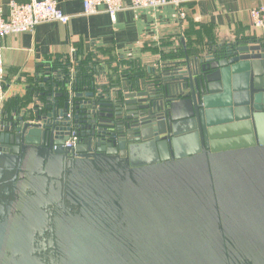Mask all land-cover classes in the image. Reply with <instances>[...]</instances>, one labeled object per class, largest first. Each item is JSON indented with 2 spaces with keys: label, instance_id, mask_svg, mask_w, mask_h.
I'll return each mask as SVG.
<instances>
[{
  "label": "water",
  "instance_id": "95a60500",
  "mask_svg": "<svg viewBox=\"0 0 264 264\" xmlns=\"http://www.w3.org/2000/svg\"><path fill=\"white\" fill-rule=\"evenodd\" d=\"M187 57L0 132V264H264V42Z\"/></svg>",
  "mask_w": 264,
  "mask_h": 264
},
{
  "label": "crops",
  "instance_id": "0c3cea01",
  "mask_svg": "<svg viewBox=\"0 0 264 264\" xmlns=\"http://www.w3.org/2000/svg\"><path fill=\"white\" fill-rule=\"evenodd\" d=\"M10 1L0 0L3 13ZM55 1L57 8L69 16L67 25L41 24L31 33L11 35L2 42L5 90L12 97L6 112L11 118L21 116L31 104L19 107L18 113L12 108L14 99L26 95L29 84L46 75L39 68L69 58L72 50L74 60L77 51L97 54L93 56L97 62L94 77L98 76L99 82H137L159 76L162 65L183 66L186 53L192 60L211 45L255 44L264 39V32L252 28L248 16V11L263 5L264 0H194L183 7V21L177 18L173 6L124 10L111 19L105 13L85 16L80 0ZM150 67L155 68V74H148ZM112 69H116L117 79L109 78L114 74L110 73Z\"/></svg>",
  "mask_w": 264,
  "mask_h": 264
},
{
  "label": "built area",
  "instance_id": "2783aa9c",
  "mask_svg": "<svg viewBox=\"0 0 264 264\" xmlns=\"http://www.w3.org/2000/svg\"><path fill=\"white\" fill-rule=\"evenodd\" d=\"M80 0L83 8V14L85 16H93L100 13L107 14L111 19H114L118 12L124 10H153L162 8L165 6H173L176 9V16L180 21L185 20L186 13L183 8L186 4L193 2L194 0ZM251 27L254 29L262 30L264 32V4L248 11ZM58 23L61 25H67L69 22V16L64 15L58 8L55 0H28L25 3H19L15 0H11L7 6L6 13L0 9V132L8 130L13 124L15 119L11 118L8 111L7 104L12 98L5 90L6 80L3 68L2 59V42L11 35L31 33L34 29L45 23ZM264 42V39H263ZM74 50L71 51L69 57L70 71L67 77L63 76L58 78L55 86L46 92H42L41 96L34 97L31 104L27 107V110L37 111L44 107L47 101L51 104L55 102L62 103V100H58L56 97L59 94L67 95L68 100L71 101L75 95V73H74ZM151 68V67H150ZM165 68V67H164ZM155 69V68H152ZM49 80H52L51 75H47ZM118 77V76H117ZM116 76L114 77L117 78ZM94 88L102 87L108 91L113 88H109L110 84L117 81L99 82L98 76L94 77ZM120 82V81H118ZM83 92V93H87ZM43 98V99H42ZM9 112V111H8ZM22 113V114H23ZM78 136L75 131H70L68 141L65 143V147L72 148L76 145Z\"/></svg>",
  "mask_w": 264,
  "mask_h": 264
},
{
  "label": "trees",
  "instance_id": "16d2710c",
  "mask_svg": "<svg viewBox=\"0 0 264 264\" xmlns=\"http://www.w3.org/2000/svg\"><path fill=\"white\" fill-rule=\"evenodd\" d=\"M186 18V17H185ZM77 53V58L74 60V73H75V86L74 89L76 92H86L91 90L94 87V75L97 72L96 63L93 61V56L96 57L94 54H85L81 53L79 51ZM176 54V53H175ZM176 56V55H175ZM86 57V58H84ZM172 59H175V57H170ZM164 59V58H163ZM166 60V59H165ZM108 61V59H107ZM108 64H111L110 62ZM120 65H118L119 67ZM132 66V64H131ZM173 68V65H171ZM164 70L169 69V65H163ZM70 69V62L68 56L63 58L61 61H54L50 66L47 68H39L40 71H43L44 73H47L51 75L52 80L50 81L51 84L47 83L44 84L42 88H40L41 81L39 79L34 80L33 84H29L26 88V95L22 97L21 99H14V106L12 107L16 113L19 111V107H24L28 103L32 102L34 97L38 96L40 97L42 92L45 90L51 89L52 86L55 85V83L58 81V78H61L63 76L67 77L69 75ZM42 72V73H43ZM128 72V71H126ZM124 72V73H126ZM110 73L109 78L112 79L113 77H117L116 69H112ZM117 79V78H116ZM112 83V80H110ZM32 99V100H31ZM43 99V98H42ZM23 115V114H21ZM27 116V115H26Z\"/></svg>",
  "mask_w": 264,
  "mask_h": 264
},
{
  "label": "rangeland",
  "instance_id": "374dc122",
  "mask_svg": "<svg viewBox=\"0 0 264 264\" xmlns=\"http://www.w3.org/2000/svg\"><path fill=\"white\" fill-rule=\"evenodd\" d=\"M212 46V47H211ZM210 47H208L207 48V50H209L210 48H218L219 46H223V45H211ZM206 50V51H207ZM205 53V51L202 53V54H204ZM202 54H199V56H198V58L202 55ZM172 61V60H171ZM182 67L180 64H173V67ZM159 70H160V74H161V72L162 71H164V67H163V65L161 66V67H159ZM122 73H124V71L122 72ZM121 73V74H122ZM113 79H114V77H113ZM31 154H32V156H34V157H40V156H47L48 155V152L46 151V150H32L31 151ZM71 199L73 200V201H75V202H80V201H82L81 200V198H80V196H79V193L78 192H76V191H73L72 192V194H71ZM86 200V199H85ZM90 202L91 203H93V204H97L98 203V201L97 200H92L91 198H90Z\"/></svg>",
  "mask_w": 264,
  "mask_h": 264
},
{
  "label": "flooded vegetation",
  "instance_id": "af4514ba",
  "mask_svg": "<svg viewBox=\"0 0 264 264\" xmlns=\"http://www.w3.org/2000/svg\"><path fill=\"white\" fill-rule=\"evenodd\" d=\"M81 137H79V140H80Z\"/></svg>",
  "mask_w": 264,
  "mask_h": 264
}]
</instances>
